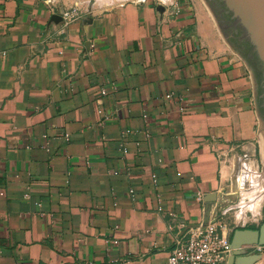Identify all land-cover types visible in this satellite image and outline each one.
Listing matches in <instances>:
<instances>
[{"label": "crops", "instance_id": "1", "mask_svg": "<svg viewBox=\"0 0 264 264\" xmlns=\"http://www.w3.org/2000/svg\"><path fill=\"white\" fill-rule=\"evenodd\" d=\"M72 7L0 0V264H169L210 201L230 239L254 232L232 264H264L243 59L194 0H124L65 26Z\"/></svg>", "mask_w": 264, "mask_h": 264}, {"label": "water", "instance_id": "2", "mask_svg": "<svg viewBox=\"0 0 264 264\" xmlns=\"http://www.w3.org/2000/svg\"><path fill=\"white\" fill-rule=\"evenodd\" d=\"M216 25L230 48L237 53L250 70L254 104L259 119V141L264 148V0H204ZM213 201L205 205L203 225L210 223ZM222 202L216 205V213L220 212ZM250 230H236L231 239L233 254L240 253L244 244L242 237L250 236ZM264 245V227L260 233Z\"/></svg>", "mask_w": 264, "mask_h": 264}, {"label": "built area", "instance_id": "3", "mask_svg": "<svg viewBox=\"0 0 264 264\" xmlns=\"http://www.w3.org/2000/svg\"><path fill=\"white\" fill-rule=\"evenodd\" d=\"M80 9L72 7L64 16L68 25L76 19ZM102 94H107L104 88ZM168 98L171 95H167ZM145 118L147 114L144 115ZM69 140V135H65ZM126 151V150H125ZM127 152V151H126ZM117 173V172H115ZM133 195V190H131ZM214 219L208 225L199 224L188 227L183 234L177 237L174 247L169 253V264H228V259L233 254L231 239L225 235L217 221Z\"/></svg>", "mask_w": 264, "mask_h": 264}, {"label": "rangeland", "instance_id": "4", "mask_svg": "<svg viewBox=\"0 0 264 264\" xmlns=\"http://www.w3.org/2000/svg\"><path fill=\"white\" fill-rule=\"evenodd\" d=\"M120 1H124V0H73V7H77L80 10L91 8V7L103 8V7H107L109 5H112L113 3L120 2ZM194 1H195L196 6L199 7V10L201 11L204 18H206L207 20H212L214 23H216L211 12H210V10H209V8L207 7L206 3L204 2V0H194ZM219 33H220V31H219ZM220 35H221V33H220ZM261 157H262V160L264 162V148L262 147V145H261Z\"/></svg>", "mask_w": 264, "mask_h": 264}, {"label": "bare ground", "instance_id": "5", "mask_svg": "<svg viewBox=\"0 0 264 264\" xmlns=\"http://www.w3.org/2000/svg\"><path fill=\"white\" fill-rule=\"evenodd\" d=\"M253 171H254V170H253ZM252 175H253V174H252ZM254 175H255V174H254ZM249 176H251V175H249ZM256 176H257V175H256ZM249 181H251V180H249ZM255 182H256V181H255ZM257 183H258V182H257ZM257 183H254V184H257ZM260 184H261V183H260ZM250 185L252 186V184L249 183L248 186H250ZM261 185H262V184H261ZM254 186H255V185H254ZM251 188H252V187H251ZM259 188H260V187H259ZM247 189H248V188H247ZM257 189H258V188H257ZM263 190H264V189H263ZM259 192H260V191H259ZM262 192H263V191H262ZM260 193H261V192H260ZM257 194H258V193H257ZM261 194H262V193H261ZM260 196H261V195H260ZM260 204H261V203H260ZM257 208H258V207H257Z\"/></svg>", "mask_w": 264, "mask_h": 264}]
</instances>
